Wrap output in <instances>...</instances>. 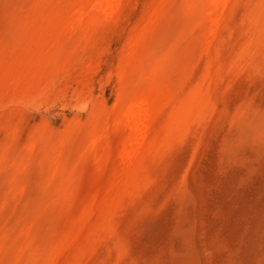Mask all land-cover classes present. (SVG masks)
Masks as SVG:
<instances>
[{
    "label": "rangeland",
    "instance_id": "1",
    "mask_svg": "<svg viewBox=\"0 0 264 264\" xmlns=\"http://www.w3.org/2000/svg\"><path fill=\"white\" fill-rule=\"evenodd\" d=\"M0 264H264V0H0Z\"/></svg>",
    "mask_w": 264,
    "mask_h": 264
},
{
    "label": "bare ground",
    "instance_id": "2",
    "mask_svg": "<svg viewBox=\"0 0 264 264\" xmlns=\"http://www.w3.org/2000/svg\"><path fill=\"white\" fill-rule=\"evenodd\" d=\"M108 1H109V0H108ZM101 4H104V2H103V3H100V6H101ZM106 4L108 5V2H107ZM126 124L128 125L129 122L126 121Z\"/></svg>",
    "mask_w": 264,
    "mask_h": 264
}]
</instances>
